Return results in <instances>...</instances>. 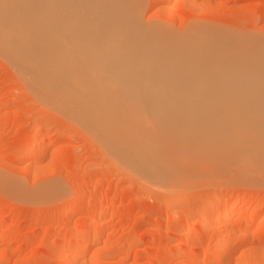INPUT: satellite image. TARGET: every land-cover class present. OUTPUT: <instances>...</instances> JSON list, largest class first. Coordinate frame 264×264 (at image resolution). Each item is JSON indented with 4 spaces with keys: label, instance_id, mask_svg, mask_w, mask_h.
I'll return each instance as SVG.
<instances>
[{
    "label": "bare ground",
    "instance_id": "1",
    "mask_svg": "<svg viewBox=\"0 0 264 264\" xmlns=\"http://www.w3.org/2000/svg\"><path fill=\"white\" fill-rule=\"evenodd\" d=\"M143 2L0 0V58L36 100L80 123L114 165L149 185L177 189L208 177L264 182V48L233 54L236 45L228 54L213 40L212 46L201 42L204 37L193 41L183 33L178 40L141 21ZM14 181L0 176V190L19 194ZM244 203L223 200L218 223L232 217L225 208L241 210ZM197 219L211 233L214 224H206L204 214ZM259 221L264 226V217ZM254 234L246 230L235 241L218 235V264H229L241 243L264 241V232Z\"/></svg>",
    "mask_w": 264,
    "mask_h": 264
},
{
    "label": "rangeland",
    "instance_id": "2",
    "mask_svg": "<svg viewBox=\"0 0 264 264\" xmlns=\"http://www.w3.org/2000/svg\"><path fill=\"white\" fill-rule=\"evenodd\" d=\"M143 1L141 21L178 34V40L204 37L201 42L213 40L228 54L237 46L233 54L264 48V0ZM26 89L0 58V176L20 185L15 194L21 189L18 195L0 190V264H218L214 241L221 233L235 241L246 230L264 232L261 180L208 177L185 180L177 189L149 185L114 165L80 123L47 109ZM239 198L242 207L260 210L227 207L233 218L220 225L222 201ZM202 214L214 224L211 233L198 222ZM79 228L85 234L76 233ZM93 235L100 236L97 244ZM255 242L241 243L229 264H263L264 241ZM79 245L85 254L77 256Z\"/></svg>",
    "mask_w": 264,
    "mask_h": 264
}]
</instances>
